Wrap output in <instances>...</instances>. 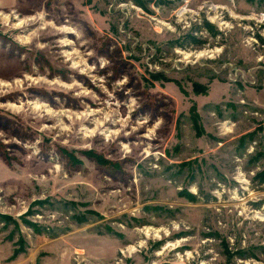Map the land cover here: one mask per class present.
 Listing matches in <instances>:
<instances>
[{
    "label": "rangeland",
    "instance_id": "1",
    "mask_svg": "<svg viewBox=\"0 0 264 264\" xmlns=\"http://www.w3.org/2000/svg\"><path fill=\"white\" fill-rule=\"evenodd\" d=\"M0 264H264V0H0Z\"/></svg>",
    "mask_w": 264,
    "mask_h": 264
},
{
    "label": "trees",
    "instance_id": "2",
    "mask_svg": "<svg viewBox=\"0 0 264 264\" xmlns=\"http://www.w3.org/2000/svg\"><path fill=\"white\" fill-rule=\"evenodd\" d=\"M205 25L206 26H208L209 25V23L208 22H205ZM188 194V196L190 197V196H192L191 194H189V193H187ZM36 230H38V228H36Z\"/></svg>",
    "mask_w": 264,
    "mask_h": 264
},
{
    "label": "bare ground",
    "instance_id": "3",
    "mask_svg": "<svg viewBox=\"0 0 264 264\" xmlns=\"http://www.w3.org/2000/svg\"><path fill=\"white\" fill-rule=\"evenodd\" d=\"M203 53H204V52H200V53H198V56H200L201 54L203 55ZM205 53H206V52H205Z\"/></svg>",
    "mask_w": 264,
    "mask_h": 264
}]
</instances>
